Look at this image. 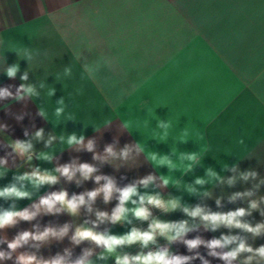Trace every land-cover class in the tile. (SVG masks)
I'll use <instances>...</instances> for the list:
<instances>
[{
  "label": "crops",
  "instance_id": "1",
  "mask_svg": "<svg viewBox=\"0 0 264 264\" xmlns=\"http://www.w3.org/2000/svg\"><path fill=\"white\" fill-rule=\"evenodd\" d=\"M14 64L20 70L8 77L6 69ZM25 72L28 78L22 80ZM22 84L33 87L37 95L0 100V126H5L0 142L31 139L36 153L51 151L54 160L21 161L0 144V158H7L8 169L0 187L32 167L52 170L76 160L97 166L98 174L113 176L119 186L150 173L160 175L168 187L156 190L165 198L182 197L189 206L227 212L248 206L246 199L229 202L230 196L264 180V0H0V88L7 87L15 95ZM59 108L63 111L57 116ZM41 110L46 116L39 115ZM159 120L170 122L166 136L157 128ZM40 130L43 138L37 140L35 132ZM72 134L83 135L85 143L94 140L95 152L100 154L109 144L123 149L135 143L144 154L134 166L116 169L94 160L95 153L86 148L67 147L66 139ZM49 138L52 143L46 148ZM181 152L195 153L200 165L190 171L191 163L179 159ZM171 153L175 155L170 157ZM207 168L224 180L196 186L211 192L210 197L189 195L175 187L206 179ZM249 170L257 172L256 179L239 178V173ZM234 176L235 183L227 184ZM96 186L92 179L77 186L61 178L56 185L42 186L32 200H19L17 207H27L39 196L61 188L71 196ZM259 197H264V184L252 198ZM217 198L222 207L217 206ZM10 203L0 199V207ZM116 203L105 205L98 199L96 207L110 211ZM156 212L163 220L188 219L179 210ZM83 219V215L76 219L66 213L43 215L31 223L21 221L6 234L11 239L32 224L75 225ZM246 219L255 224L264 217L254 211ZM131 226L117 224L112 232L123 234ZM239 231L233 229L231 234ZM221 234L230 230L221 227L213 232L201 227L187 238L212 239ZM248 242L254 247L264 245V237L249 236ZM158 243L167 242L158 238ZM90 246L87 242L73 246L65 238L42 246L39 254L47 259L71 248L70 258L75 259ZM139 250L134 245L122 251L135 254ZM171 250L181 255L197 251L189 252L182 243H174ZM198 251L211 264H223L208 256L203 246ZM106 264H114V258Z\"/></svg>",
  "mask_w": 264,
  "mask_h": 264
},
{
  "label": "clouds",
  "instance_id": "2",
  "mask_svg": "<svg viewBox=\"0 0 264 264\" xmlns=\"http://www.w3.org/2000/svg\"><path fill=\"white\" fill-rule=\"evenodd\" d=\"M30 59V58H29ZM19 65L14 64L6 69L8 77H15L19 72ZM25 72L22 80H27ZM52 90L48 95L51 96ZM25 95L31 97L37 95L35 89L31 86L21 85L17 88L15 95L9 88H0V100L12 98L21 100ZM59 103L63 105L64 101ZM63 108L56 110L59 116ZM39 115L46 116L41 110ZM21 119V117H17ZM67 119H73L68 116ZM170 122L159 120L157 128L163 130L167 135L170 128ZM5 126H0V130ZM127 128L126 125H124ZM25 136L28 135L25 131ZM188 133L185 132L186 136ZM37 140L43 138V130L35 132ZM64 140V137H61ZM184 143L185 141H181ZM52 138L45 142V147H49ZM2 146L10 148L12 153L19 157L21 161L30 163L34 157L41 162H52L54 154L51 151L35 152L34 144L31 139L12 140L5 138L0 142ZM65 144L67 147H74L76 150L86 148L94 152L93 159L100 164H110L119 169L122 165L134 166L140 155L144 154V149L139 143L126 145L123 149H117L115 144L106 146L104 153L95 152V141L88 140L85 143L83 135L72 134L67 137ZM175 153H171L174 156ZM147 159V158H146ZM155 159V155L152 157ZM181 161L191 163L190 171L196 165H200V160L195 153L181 152L179 155ZM148 160V159H147ZM7 158H0V178H3L8 169L5 167ZM228 170V166H224ZM235 171V166L232 167ZM97 166L89 163H78L73 160L71 163L63 164L52 170H42L35 166L31 171L23 174H14L11 182L0 187V199L10 201L7 208L0 207V246L6 245V248L0 247V264L12 261V264H106L109 258H114V264H190L195 259H200L201 264H211L198 249L203 246L207 250V255L223 261V264H264V245L254 247L248 242V237L253 240L264 237V220L253 224L246 217L252 216L254 211H258L264 217V197L253 199L255 191L259 189L264 180L255 184L253 189L237 192L230 196L229 202H235L238 199L248 200L247 207H239L232 211H212L206 205L197 204L192 207L182 202V197L168 196L165 198L156 189L168 187V182L160 175L150 173L143 179H137L124 186H119L113 176L98 174ZM257 172L249 170L239 173V178L247 181L249 178L256 179ZM63 178L67 182H75L80 186L84 181L92 179L96 187L92 190H85L80 194L69 193L61 188L59 191L49 192L39 196L30 205L24 208H18L17 202L22 199L32 200L33 195L38 193L44 185H56ZM237 177H232L226 182L233 185ZM218 181L223 183V178L212 168L206 169V179L197 178L194 185L177 184V189H183L189 195L199 197H210L212 194L196 186ZM143 189L144 191H141ZM98 199H102L105 205L113 200L117 203L108 210H100L96 207ZM217 206H221V199H216ZM160 210L162 214H168L176 211H182L188 219L179 221L163 220L154 215L153 210ZM66 213L73 218L84 216L83 222L79 224L64 223L63 225H52L41 227L39 223L32 224V227L21 230L9 239L6 230L16 227L21 221L31 223L43 215H57ZM147 222V228L136 226L133 221ZM117 224L132 225L130 229L123 234H114L112 226ZM205 231H213L221 227L230 230V234H221L218 238L205 239L200 235L195 238H187L188 233L198 231L200 228ZM240 230L237 234H231V230ZM68 238L73 246H79L87 242L90 247L82 249V254L71 259L72 249L65 248L64 254H56L50 258H44L39 254L42 246L50 244L53 241H63ZM158 238H163L167 243L160 245ZM174 243H182L189 252L195 251L194 255L176 254L171 250ZM138 246L139 251L132 254L122 251L124 248ZM152 246H155L154 248ZM21 249H25L21 251ZM99 249L100 251H96ZM147 249V251H145ZM94 257V258H93Z\"/></svg>",
  "mask_w": 264,
  "mask_h": 264
},
{
  "label": "built area",
  "instance_id": "3",
  "mask_svg": "<svg viewBox=\"0 0 264 264\" xmlns=\"http://www.w3.org/2000/svg\"><path fill=\"white\" fill-rule=\"evenodd\" d=\"M153 213H154V215H157L156 209L153 210ZM136 226L143 227V228H147V222L137 221L136 222ZM152 247L154 248L155 246H152Z\"/></svg>",
  "mask_w": 264,
  "mask_h": 264
}]
</instances>
